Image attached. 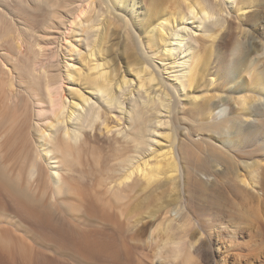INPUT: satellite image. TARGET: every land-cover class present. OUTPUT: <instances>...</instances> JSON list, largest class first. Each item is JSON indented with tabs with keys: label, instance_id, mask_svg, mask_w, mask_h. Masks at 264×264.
I'll return each mask as SVG.
<instances>
[{
	"label": "bare ground",
	"instance_id": "1",
	"mask_svg": "<svg viewBox=\"0 0 264 264\" xmlns=\"http://www.w3.org/2000/svg\"><path fill=\"white\" fill-rule=\"evenodd\" d=\"M36 1L46 11L40 26L30 28L25 24L27 27H20L15 37L4 39L2 16L7 14L5 6L9 1L0 0V211L13 208L24 223L22 225L42 239L67 242L80 255L105 257L98 260L99 264H132L127 258V245L116 242L114 237L103 236L104 233L100 235L70 224L71 213L81 211L88 217L102 218L120 227L125 192L136 185L151 188V191L166 187L177 192V187L183 189L195 182L205 186L211 184L212 193L205 203L230 218L242 212L236 199H243L245 195L254 198L263 195L260 194L264 191V145L256 147V153L249 159L231 154L230 161L223 159L220 153L214 155L215 167L203 177L196 165H186L191 161L187 141L194 136L181 122L183 119L192 120L197 128V138L208 141L219 151L231 152L239 148V138L251 128L262 126L264 140V120L261 117L264 115V61L259 65L251 58L253 53L264 48L260 32L264 29V0H142L143 6L140 0H95L97 10L92 11L89 24L83 23L80 30L85 49V53L78 54H82L80 67L67 69L66 76L72 77L71 81L80 87L71 88L69 100L65 97L66 77L59 71L57 73V67L63 41L69 38L73 23L87 13L90 0ZM96 23L102 24L104 30L94 44L95 34H91V29ZM54 27L58 28L55 35L46 34L49 33L47 29ZM114 27L123 30L121 38L125 52L130 48L137 50L140 40L150 57L148 60L149 57L143 56L145 49L143 55L136 54L128 66L123 64L125 71L120 77L115 73L116 61L112 62L110 56V46L115 44L111 42ZM246 27H250L253 40H234V33L245 32ZM259 37L261 45L254 41ZM14 41L18 42L17 47ZM7 48L15 50L17 56L13 58L14 55L5 50ZM26 48L35 53V61L24 58ZM226 52L234 56L231 61L227 60ZM214 67L217 72H224L227 80L211 76ZM127 71L138 80L136 89L133 79L125 76ZM202 85L205 87L198 94L190 91ZM85 90L92 94L94 101L85 95ZM182 98L189 105L184 107L187 109L177 110L180 114L173 120L175 134L171 140L165 137L167 148L154 152V161L145 159L128 169L133 161L130 153L150 150V144L155 142L151 136L156 134L154 129L160 125L161 110L169 106L170 111L166 110L176 116V102ZM222 104L228 111L222 109ZM114 110L125 122L117 136L111 135L119 146V171L103 192L88 195L80 188L76 190L67 175L72 163L82 161L89 128L93 131L94 127L96 130L101 127L99 117L108 123L111 117L108 113ZM32 118L36 126L33 125L31 132ZM43 127L49 129L48 136ZM33 131L38 136L35 137ZM234 163L239 169L243 168V174L237 172ZM222 177L224 180L220 179ZM49 188L52 196L49 200L42 198ZM63 191L77 195L78 204L60 200L59 194ZM221 192L226 193L224 201L219 199ZM221 200L223 206L218 203ZM180 203H175L166 212L179 213ZM225 204L230 205L225 208ZM1 220L0 264H70L55 254L38 250L25 238V233L14 232ZM172 222L174 220L170 219L161 229L170 232L176 226L173 223L175 226L172 227ZM257 222L259 225L255 224V227L264 237V223L260 219ZM236 230L233 228L234 234ZM168 237L165 238L169 244L173 235L171 239ZM174 240L172 242H181L183 238ZM170 244L168 249L174 246Z\"/></svg>",
	"mask_w": 264,
	"mask_h": 264
},
{
	"label": "rangeland",
	"instance_id": "2",
	"mask_svg": "<svg viewBox=\"0 0 264 264\" xmlns=\"http://www.w3.org/2000/svg\"><path fill=\"white\" fill-rule=\"evenodd\" d=\"M8 1L9 2L7 3V6H5V9L7 10V14L5 13V16L4 15H3L4 17L2 16V18H4L3 19L4 22H2L3 23L2 25H4V27H2L4 28V34H5L3 37L4 39L7 38V36L8 38L15 37L16 31L22 26L27 25L30 28L39 27L41 22L45 18L46 11L42 10V7L36 0H8ZM140 1L142 3L141 6H143V1L142 0ZM96 8L97 6L95 0L92 1L90 0V6L88 8L87 13L81 19H78L77 22L73 23L71 32L69 33V38L66 40L67 42L63 41V45H62L63 47L61 48L63 56L62 55L60 56V63L57 67V73L59 71L62 74V76L65 75L66 77L65 78L66 81L64 82V87L66 89L65 92L67 93V94L65 93V97L68 98L67 100H69L71 97V95L69 94L71 88H75V89L80 88L76 82L75 83L73 82L74 80L71 81L72 77L66 76L67 69L76 70L78 67H80V62L82 60L81 56L83 53H85V49L83 47V44L81 43L82 41L80 40L82 38L80 30L82 29V26L84 27V25L89 24L88 20L90 19L91 15L95 12V10H97ZM103 18H105V16H103ZM102 26H103L102 24L96 23L95 26H93L91 29V34L92 35L95 34L93 35L94 44H96L99 34H101L100 32H103L104 30ZM116 28L117 27H114V31H113L114 35L111 37L113 38L111 39L112 45L114 42L115 44L113 46H110L111 48L110 50H112L111 51L112 53L110 52L111 53L110 56L112 57L111 58L112 62L116 61L115 73L119 74L116 75L120 77L122 72L124 74L125 71L123 65L124 63L125 66H128V64L132 62L136 54L142 53L141 55H143L145 50L146 51L143 56L147 58L149 57L148 55L149 51L147 50L145 45H143V43H141L140 40H138L137 43L138 51L134 50L133 48L132 49L130 48L128 49V52H125L124 50L125 45L123 43V38H121L123 37L122 35L123 32H121L123 30L120 27H119L121 29L120 31L117 30ZM56 29L58 30V28L55 27L51 28L50 30L47 29L49 33L46 34L50 36L55 35V33L57 32L55 31ZM60 30H62V28ZM260 32H261V37L264 38V29L263 30L261 29ZM222 33L223 31L219 33L217 37L218 39L220 38V35ZM233 39L234 40L238 39L239 41H244V42L248 41L249 39V42H251L253 39L251 38L250 27H246L245 32H241L238 35L234 33ZM254 41L259 43L260 45L262 44L260 37L254 38ZM14 42H15V47H17L19 45L18 42L16 41ZM5 50L8 53H10L11 56L14 55L12 56L13 58L17 56L15 50H10L8 48ZM0 51L2 52L1 49ZM23 52H24V58L27 57V60L35 61L37 59V58L35 59L36 56H34L35 53L33 54L32 50L30 49L28 50V48H26V50L24 49ZM79 53L82 54L78 56ZM226 55L228 57L227 60L229 61H231L233 59L232 57H234L232 54H230V52H226ZM251 58L252 59L254 58L253 59L254 61L259 62V65L263 63L264 48L261 51L253 53ZM147 59L150 60V57ZM20 62L22 63V60H20ZM153 62L155 65L157 64L156 60H154ZM15 65L17 66V69H20V67H18V64ZM213 70L214 72L211 76H213L214 78H216L217 76L219 77V79L221 78L224 81L227 80L224 72L221 73L217 72L215 67L213 68ZM22 73H23L22 75L23 78L28 81V77L26 76V74L24 72ZM125 76L129 79H133V83H135L133 84L134 85L133 87L134 89H136L135 87L138 86V84H136L138 80L132 77L131 74H128V71ZM67 77L70 80H68ZM8 82L11 85L9 80L7 81V83ZM204 87L205 86L202 85L201 87H196L198 89L196 88L194 90L190 89V91L192 90L193 93L198 94L200 90L204 89ZM87 91L88 90L84 91L85 95L88 94V96L91 98V101H94L95 99L94 97H92V94L88 93ZM133 95L134 94L132 93V97ZM176 103H175L176 105L175 107L177 108V109L175 108L176 111L177 110L180 111V109L181 110L187 109L184 107L186 106L188 107L189 105L185 99L180 100ZM222 105H221L223 107L222 109L224 110L226 105L225 104ZM166 109H169L170 111L169 106L168 108L166 107L165 109L161 110V116L159 118L162 123L160 122V125L154 129L157 135L153 134L151 136V138L155 142H152L150 144V150H147L148 152L142 151L140 152L141 154L139 152H138L139 154L136 153L137 151H132L130 154L133 157V161L129 164L130 168L129 165L127 166L128 169H131V167L137 165L138 163H141L145 159L147 160L150 159L151 161H154L152 154H154V152L155 154L159 153L158 151L160 150L162 151L163 148L164 149L167 148L166 146L168 144L167 141L171 140V138L175 134L173 120L174 119L176 120V117L178 116V114H180V112L177 111V115L172 116V112L170 115V112ZM225 111H228V108H226ZM109 114L111 117L108 119L109 121L107 120L108 123L104 122L105 120H102L99 117L98 124L101 127H96L97 128L96 130L95 127L93 126L94 128L91 127L94 129L93 131L90 130L89 128L90 131L88 130V133L90 135L88 136V139L90 140L87 139L88 142H86L83 147L82 161L78 163H72L71 169L69 170V173L67 175V179L71 182L72 186L76 187V190L80 188L84 190L88 195L89 194L94 195L99 192H103L104 189L108 185H110V183L115 179V176L117 175L116 173H118L119 171L118 160L120 159V151L118 148L119 147L118 143L115 142L114 137L119 134L120 129L122 131L125 122L123 118L119 115L120 114L119 112L114 110V111H110L108 115ZM214 116L216 115L214 114ZM261 117L264 120V115H261ZM99 120L100 121L102 120L101 123ZM191 121L183 119L181 122L182 125H184L186 128L190 130L189 133L192 132L191 135L194 136L188 139L187 141L188 143L187 145H189L188 150L191 153V161L186 165L188 164L189 166L196 165L198 172L199 173L201 172L200 174L203 177L204 174H207L208 171L214 169L215 167L214 165L216 164L214 155L220 153L223 159H228V160L230 159V161H231L230 157L232 156L231 154H236V155L239 154L242 159L245 158L249 159L248 157H250L251 154L256 153V149L264 145L263 134H262L263 128H261L262 127L261 126L260 127L261 129L260 128L248 129L245 132L246 135H244L243 133L242 137H240L238 140L239 148H241V150L239 148H236L231 152L226 150L225 151L220 150L221 151L220 152L219 149L214 147L208 141L206 140L204 141L202 139L197 138L196 136L197 131H195L197 128L194 127L195 125H193ZM32 123L34 124H32V126L30 127L31 132L33 130L32 129L33 125L34 127L36 126L33 118H32ZM105 125H108L109 127L104 128ZM43 128L42 129L45 132L43 130L42 132H44L45 135L48 136L50 133L49 129L46 127ZM46 129L48 130L46 131ZM115 131H117L116 132L117 134H115ZM168 132L170 133L172 132L171 133L172 135L169 134ZM33 135L36 137L38 136V133L36 135V133L34 132ZM111 135H113L114 137H112ZM168 135H170L171 137H169ZM162 145L163 147H161ZM208 153L210 154L208 155ZM235 164L236 163H234V166H236L237 172L239 174L240 173L243 174L244 173L243 168L240 167L239 169V165H235ZM220 179L224 180L223 177ZM208 185L205 186L202 183L195 182L191 185H186L185 187H183V189L177 187L179 189V190L177 189V192L176 189L170 190L169 188L166 187L161 190L159 189L156 191L155 190L151 191L152 190L151 188L145 189L143 185H136L134 188L128 189L125 192V196L123 198L124 200L122 202L123 204L121 207L123 215L120 216V222H121L120 227L119 226L117 227L116 225H113L111 223H107V221H105L102 218L88 217L86 214L82 213L81 211H75L77 213H73V212L71 213V217L73 216L75 219H73V217L72 218L70 217V222H71L70 224L78 226L83 229L91 230L92 232L98 233L100 235L104 233L103 236L107 235L112 238L114 237L113 239L116 242H123L125 245H127L126 247L129 251L127 253L128 254L127 258L131 260L132 264H264V237L261 236L258 229L255 227V224L257 226L259 225V223L257 222V220L259 219L262 220V222L264 223V211H263L264 191L263 192L261 191L260 194L262 195L263 193L262 195L263 197L255 196L254 198L253 196L245 195L243 199L242 197L238 199L240 202L236 199L235 201L238 203V207H241L242 212L238 214L239 217L237 216V214H234V216L236 217L233 216V218L231 217L232 218L231 219L229 216L217 212L216 209L211 208L209 204H206L207 203L206 199L208 198L209 200L210 198L209 195L212 193L210 189L212 185L211 184ZM49 190H47L46 192V194L48 193L49 194L47 196L45 194L42 198L49 200V198L52 196L50 193L51 189L49 188ZM70 193L72 194V192H68V191L61 192V194H59V199L68 200L74 205L78 204V200L76 198L77 195L76 196L71 195ZM219 196H220L219 199H222L224 201L226 197V193L224 194L223 192H221ZM222 200L218 202L220 206L222 205L220 203L222 202ZM180 201L182 204L180 203ZM174 202L180 203L182 205L179 206L180 207L179 213L176 214L175 211H172L171 214L169 212H166L167 209L171 208L175 204ZM256 204L262 207L259 208V206H257ZM228 205L230 204L227 205L225 204L224 207L228 208ZM13 211H14L13 208L10 207H7L5 211L4 210L0 211V219L3 220L1 221L4 223L5 226H9L11 229H14L15 230V231L13 230L14 232L19 233L21 235L25 233L24 234L25 238H27L30 243L32 242V245L34 243L35 248L37 247L38 250L42 249L44 253L46 251L48 255L55 254V256L57 255L58 257L67 260L68 262H70V264H99L98 260L106 259L105 257L101 258V257H89V256L80 255L77 251L72 249L67 242L64 243V241L57 243L56 241L53 242V241H47L48 239H44V238L42 239V237H40L37 233H34L29 228H27L26 225H22L23 222L19 219L18 215L16 214L17 212L15 213ZM247 211L249 212L247 213ZM170 219L174 220V222H172V227L174 225L173 223H175L176 226L174 225L175 227L173 228L170 227L172 229L170 232H168L167 230L168 232L167 234V232H165L162 229H164L165 225L169 222ZM183 221L184 224L182 223ZM178 222L179 224H177ZM18 227H20L21 229ZM233 228H237L236 234H234ZM165 233L169 237L171 236L170 238L168 237L169 239H171L173 235L172 240L175 239L174 241L183 238V241H181L182 243L178 240L176 242H172V240L167 239L170 241V243H172V245L175 246V247L173 246L172 249L179 250L180 252L179 251L176 252L175 250L173 251L171 248L168 249V247L171 244L170 243L168 244V242L166 241L167 235H165ZM186 238L188 239L187 242H186ZM193 241L196 242L193 243ZM185 242L186 244L187 243L188 244L186 245ZM67 245L70 246V248ZM188 249L190 251H188ZM173 252L175 253L173 254Z\"/></svg>",
	"mask_w": 264,
	"mask_h": 264
}]
</instances>
